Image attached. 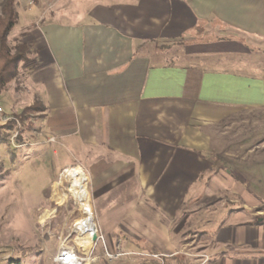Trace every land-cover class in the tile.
<instances>
[{
  "label": "crops",
  "instance_id": "1",
  "mask_svg": "<svg viewBox=\"0 0 264 264\" xmlns=\"http://www.w3.org/2000/svg\"><path fill=\"white\" fill-rule=\"evenodd\" d=\"M94 1L75 22L15 32L33 61L8 90L36 89L89 182L95 231L133 250H150L148 232L151 252L264 264V150L245 178L214 149L223 125L264 111V0Z\"/></svg>",
  "mask_w": 264,
  "mask_h": 264
},
{
  "label": "rangeland",
  "instance_id": "2",
  "mask_svg": "<svg viewBox=\"0 0 264 264\" xmlns=\"http://www.w3.org/2000/svg\"><path fill=\"white\" fill-rule=\"evenodd\" d=\"M94 2L17 0L18 18L7 36L8 45L13 47L15 32L28 27L31 22L42 19L75 22V11L77 14L88 11ZM78 17H83V14ZM175 49L182 51V46L177 45ZM32 56L28 45V61H33ZM12 81L0 89V104L5 114L15 121L11 127L6 126L10 120L0 121V264H61L59 258L67 251H72L78 257L76 264H95L96 258H105L104 245L112 252L115 251L116 242L123 249H134L133 239L110 240L103 237V241L94 240L95 243L91 245L92 236L85 239L73 231L75 220L84 216V211L76 205L71 194H61L62 190L66 192L67 179L63 180L61 189L56 183L67 168L79 171L85 178L83 193L90 205L92 193L89 182L82 168L75 165L71 149L59 146L56 139L49 140L54 133H49L42 121L36 89L26 85L20 90H8L13 87ZM15 83L20 86L17 80ZM227 121H233V118ZM222 131L221 134L219 129L216 134L219 136L215 135L214 138V149L219 159L247 178L246 163L255 158L253 155L256 161L259 160L257 156L264 150V111L241 112L232 123L223 125ZM56 149L57 154H54ZM84 170L86 172V168ZM55 187L58 190L55 191ZM262 199L260 201L264 203ZM261 208L264 209V206ZM201 214L204 215V212L199 207L196 216L202 217ZM260 216L264 217V214ZM89 217L93 218L91 213ZM149 218L156 221L153 216ZM94 224L93 234L96 233ZM144 234L149 240H145L147 244L143 247L151 252L153 248L148 244L151 233ZM110 264L142 263L126 256H116L110 260Z\"/></svg>",
  "mask_w": 264,
  "mask_h": 264
},
{
  "label": "trees",
  "instance_id": "3",
  "mask_svg": "<svg viewBox=\"0 0 264 264\" xmlns=\"http://www.w3.org/2000/svg\"><path fill=\"white\" fill-rule=\"evenodd\" d=\"M16 3L17 0H1L0 2V89L17 78L21 64L28 65L31 62L26 58L28 50L26 43L17 40L11 47L7 42L9 32L17 23ZM14 123L15 121L10 120L6 126L11 127ZM261 219L264 220V217ZM97 264H110V261L100 257ZM174 264H181V260L175 257Z\"/></svg>",
  "mask_w": 264,
  "mask_h": 264
},
{
  "label": "built area",
  "instance_id": "4",
  "mask_svg": "<svg viewBox=\"0 0 264 264\" xmlns=\"http://www.w3.org/2000/svg\"><path fill=\"white\" fill-rule=\"evenodd\" d=\"M11 119L12 117L5 114L4 109L0 104V121H8ZM55 139L56 135L51 134L49 140L54 141ZM103 239V236L97 233L94 240L103 241ZM114 250L115 251L112 252L104 245V256L109 261L116 256L133 258L140 261L142 264H174L175 257H178L181 260V264H207L209 260V256L206 252L195 250L190 247H182L172 252H150L143 249H123L120 247V244L116 242ZM97 263L98 259L96 258L95 264Z\"/></svg>",
  "mask_w": 264,
  "mask_h": 264
},
{
  "label": "bare ground",
  "instance_id": "5",
  "mask_svg": "<svg viewBox=\"0 0 264 264\" xmlns=\"http://www.w3.org/2000/svg\"><path fill=\"white\" fill-rule=\"evenodd\" d=\"M64 179H67L68 186L66 188V192L62 190L61 194H71L76 205L84 211V216H81L80 218L75 220L73 224V231H75L78 235H82L85 239H90V237L92 236L93 242L91 243V245H93L97 232L93 234L92 219L89 217L90 212L88 197L85 196L83 193L85 178L83 177V174L79 171L73 168H67L65 172L61 175L60 181L56 183V185L59 184L60 189ZM54 189L55 191L58 190L57 187H55ZM59 259L61 264H76V260L78 259V257L74 256L72 251H67L64 252L63 257Z\"/></svg>",
  "mask_w": 264,
  "mask_h": 264
},
{
  "label": "water",
  "instance_id": "6",
  "mask_svg": "<svg viewBox=\"0 0 264 264\" xmlns=\"http://www.w3.org/2000/svg\"><path fill=\"white\" fill-rule=\"evenodd\" d=\"M95 225V224H94ZM96 237V236H95Z\"/></svg>",
  "mask_w": 264,
  "mask_h": 264
}]
</instances>
